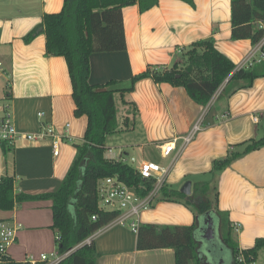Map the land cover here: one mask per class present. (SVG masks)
<instances>
[{"label":"crops","instance_id":"1","mask_svg":"<svg viewBox=\"0 0 264 264\" xmlns=\"http://www.w3.org/2000/svg\"><path fill=\"white\" fill-rule=\"evenodd\" d=\"M193 2L194 6L181 0H158L143 12L137 4L124 7L126 49L92 53L89 81L104 84L116 80L113 87H126L131 77L149 64L170 66L182 62V53L193 42L210 37L217 49L240 67L254 44L250 39L230 38V0ZM62 6L63 0H0V116L8 104L20 132L36 133L45 123L64 134L57 156L53 155L49 140L19 138L6 152L0 143V177L12 176L16 193L56 190L75 156L73 142L82 139L87 124L86 116L74 115L65 58L45 55L42 16L59 12ZM33 29L34 37L26 42L23 37ZM241 84L233 82L230 93L215 92L206 105H201L182 86L158 84L151 78L138 80L125 95L137 106V115L127 124L126 113L118 119L115 134H120V150H110L105 156L115 155V159L124 161L133 157L135 166L141 160L158 162L168 168L165 182L169 186L179 190L184 178L189 177L192 187V182L205 179L201 175L208 174L214 159L242 148L235 144L264 134V77L254 79L248 87H240ZM116 97L125 109L119 93L115 94V102ZM38 112L43 116L39 117ZM254 116L257 122L253 121ZM198 120L199 129L185 142L184 137L191 134ZM173 140L175 149L162 157L159 146ZM21 204L17 213L26 227L49 228L50 200L17 205ZM218 208L228 213L240 249L253 246L256 238L264 236V146L235 159L221 171ZM45 211L51 215L48 220L43 218ZM135 219L138 223L190 225L195 217L185 205L161 200L140 210ZM22 229L21 224L18 231ZM91 241L99 253L97 264H174L173 247L137 250L136 233L125 225L107 223L92 234ZM13 247L14 244L9 248L10 257ZM54 251L34 254L23 250L18 261L28 254ZM231 260L230 250L224 247L216 260L205 258L204 262L230 264ZM255 264H264V247Z\"/></svg>","mask_w":264,"mask_h":264},{"label":"trees","instance_id":"2","mask_svg":"<svg viewBox=\"0 0 264 264\" xmlns=\"http://www.w3.org/2000/svg\"><path fill=\"white\" fill-rule=\"evenodd\" d=\"M194 6L193 0H181ZM158 0H63L59 12L45 13L41 25L46 37L45 55L65 58L74 101V115L86 116L87 124L80 141L73 142L75 156L60 185L54 191L39 194L14 192L12 176L0 177V209L11 210L24 201L50 200L52 222L48 226L55 235L56 251L62 254L91 236L96 230L113 220L117 210L98 207V182L117 177L133 187L137 196H146L154 187L153 178H142L130 163L108 158L107 139L119 127L115 94L119 93L125 106L124 122L137 115V106L125 95L135 83L151 78L155 83L182 86L197 103L206 105L226 80L223 92H231V83L241 81L240 87L251 86L254 79L264 77V61L250 67H236L235 63L215 46L212 37L195 41L182 53V62L170 66L152 65L133 75L126 87H113L117 81L104 84L89 81L90 55L97 52L126 49L123 26L124 7L137 4L141 12L157 4ZM230 38L250 39L254 44L264 33V0H230ZM35 29L23 39L34 37ZM124 113V114H125ZM131 115V118H130ZM6 152L13 145L1 142ZM240 150H229L223 158L214 159L209 177L192 182L191 194L186 196L165 181L149 206L166 200L185 205L195 219L190 225L139 223L136 229L137 250L174 248V264H205L204 259L216 260L226 247L232 254L230 264H244L238 260L255 261L264 247V236L255 239L254 245L240 249L233 237V226L228 213L218 208V176L232 161L264 146V134L234 145ZM189 177H185L184 181ZM95 216V218H92ZM211 217L218 227V236L201 240L200 224ZM208 252V254H206ZM99 256L92 241L82 243L57 264H97ZM0 264H31L4 256ZM38 264H42L39 262Z\"/></svg>","mask_w":264,"mask_h":264},{"label":"built area","instance_id":"3","mask_svg":"<svg viewBox=\"0 0 264 264\" xmlns=\"http://www.w3.org/2000/svg\"><path fill=\"white\" fill-rule=\"evenodd\" d=\"M262 61H264V33L260 39L254 43L250 56L241 64L240 67H250L254 64L261 63ZM38 116H43V113L38 112ZM252 119L254 122L258 121V118L255 116ZM200 123V120H198V122L194 124L191 134L184 137L185 142H189L193 133L199 129ZM66 126H68V124H66ZM63 137L64 134L59 133L55 126L45 123L41 124L39 130L36 133L20 132L16 128L13 114L9 109V105L6 104L4 106L3 113L0 116V143L7 142L10 145H14L16 140L19 138H25L27 140H49L52 153L54 156H57L59 154V145L63 140ZM174 149V140L165 142L159 146L162 157L169 156ZM110 150L111 149H108L109 152ZM108 158H111V156ZM135 161V158L131 157L130 161L126 162L133 165V162ZM133 166L142 178L154 179V187L146 196H137L133 187L128 186L117 177H107L100 180L98 182L97 192L98 207L100 209L119 211V214L110 222L128 226L132 231L136 232L139 223L135 217L139 214L140 210L149 206L151 199L157 194L160 186L165 181V175L168 168L163 167L158 162L151 160H141L137 162L136 166ZM92 218H95V216H92ZM20 227V223L11 224L0 221V261L4 256L9 255V248L14 243L17 237V231ZM91 236L85 239L82 243H89L91 241ZM82 243L62 254H59L57 251L50 252L49 254L51 255V258H49L48 254L46 253H40L37 256L34 254H28L23 261H29L31 264H38L39 262L42 264H57L61 259L66 257L73 249ZM238 260L244 264H255V261L247 262L241 253L238 256Z\"/></svg>","mask_w":264,"mask_h":264},{"label":"rangeland","instance_id":"4","mask_svg":"<svg viewBox=\"0 0 264 264\" xmlns=\"http://www.w3.org/2000/svg\"><path fill=\"white\" fill-rule=\"evenodd\" d=\"M184 59V58H183ZM226 80L222 83V85L217 89L216 93L223 92V89L225 87ZM233 85V82L231 83V87ZM223 88V89H222ZM222 90V91H221ZM220 93V96H221ZM224 93V92H223ZM116 104H117V118L121 120V117H124L125 109L121 105L119 99L116 97ZM120 134L111 135L107 139V147L108 149H111L112 152H117L120 150L121 146V140L119 139ZM257 138V137H256ZM108 149L106 150L105 154H109ZM130 152V151H129ZM133 155L134 153L131 152ZM111 156V155H110ZM111 158H116L111 156ZM131 158V157H130ZM130 158L127 159V161H130ZM135 163V162H133ZM201 177L207 179L209 177L208 174H202ZM20 206V205H19ZM15 205L13 209L11 210H3L0 209V221L2 222H9L12 223L13 221L19 222L22 224L23 229L17 232V238L15 240L14 247H13V258L19 260L21 257L22 259V253L21 251L27 250L28 252L37 254L41 251H53L57 249V245L55 243L54 239V233L49 228H29L26 227L25 222L21 219L20 215L17 213L19 210L21 211V206ZM44 214V217H46V220L50 219L51 215L47 211ZM41 216H43V212L41 213ZM218 232V231H217ZM53 233V234H52ZM11 251V249H10ZM12 252V253H13ZM11 253V252H10ZM48 257L51 258V255L48 254Z\"/></svg>","mask_w":264,"mask_h":264},{"label":"water","instance_id":"5","mask_svg":"<svg viewBox=\"0 0 264 264\" xmlns=\"http://www.w3.org/2000/svg\"><path fill=\"white\" fill-rule=\"evenodd\" d=\"M179 191L183 194H185L186 196L191 194V180H186L183 185L180 187ZM203 226H205L206 228H202L199 229V231H201L202 235H201V240H209L212 238H215L216 236H218V227L217 225L214 224L213 220L211 217H208L207 219L202 220V222L200 223ZM206 254H208V252H206Z\"/></svg>","mask_w":264,"mask_h":264}]
</instances>
